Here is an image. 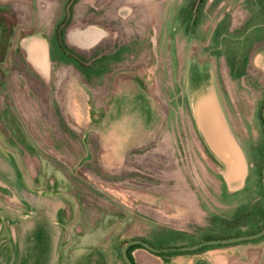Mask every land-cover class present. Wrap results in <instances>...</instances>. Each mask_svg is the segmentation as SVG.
<instances>
[{"label":"rangeland","instance_id":"374dc122","mask_svg":"<svg viewBox=\"0 0 264 264\" xmlns=\"http://www.w3.org/2000/svg\"><path fill=\"white\" fill-rule=\"evenodd\" d=\"M1 1L0 264H56L59 253L58 264H125L123 247L161 227L192 243L261 229L264 0H76L70 26L80 17L109 35L75 50L86 69L52 49L47 83L17 45L38 31L52 41L68 0H28L21 27ZM200 92L239 140L245 180L219 173L202 141L189 103ZM234 246L240 264H264V236L204 250ZM142 252L131 250L134 264H150Z\"/></svg>","mask_w":264,"mask_h":264},{"label":"crops","instance_id":"0c3cea01","mask_svg":"<svg viewBox=\"0 0 264 264\" xmlns=\"http://www.w3.org/2000/svg\"><path fill=\"white\" fill-rule=\"evenodd\" d=\"M26 1V0H22ZM3 4L6 6L7 9L16 12L21 11L18 8V3L16 0H2ZM19 2V1H18ZM21 2V1H20ZM18 4L16 6V4ZM79 3V2H78ZM81 5V4H80ZM76 6V5H75ZM75 6H74V13H75ZM85 14V13H84ZM75 16V14H74ZM84 16V15H83ZM79 18H74L73 25L67 30L65 35L66 43L78 52H85L91 51L100 46L108 37V31L101 26L95 25L86 28H79L78 22ZM76 32L77 37L71 38V35ZM18 48H21L25 53V61L27 64L34 69L41 78L44 79L46 82H51L52 74L54 77V70L52 64V42L49 39L48 35L44 32H36L25 37H22L18 42ZM199 97V98H198ZM212 99V100H211ZM40 100V98H39ZM194 101V109H193V119L196 124L197 131L204 142L206 148L212 153V157L215 161L218 162V166L220 167L219 173H222V169L229 174V177L233 179L237 175H241L243 172V160L241 156V150L237 143L240 145L239 140L234 136V133L230 126L227 123L225 116L221 110L220 104L217 101L216 96H209L207 93H198L194 99H189L190 107L192 108ZM192 105V106H191ZM192 113V109L190 110ZM218 139L222 140L227 144L226 150L220 149L218 143ZM129 144V143H127ZM242 148V147H241ZM245 172V171H244ZM243 172V180H245L246 175ZM222 176V175H221ZM233 176V177H231ZM243 182V181H241ZM232 184V183H231ZM143 212V210H140ZM142 217V216H141ZM140 217V223L134 221V229L138 230V237L142 236V224H143V217ZM152 218V217H151ZM153 219L148 221L152 224ZM158 222V221H157ZM159 223V222H158ZM150 224V229H154L155 225L153 226ZM162 228V227H161ZM158 229V231H154V235L151 240L147 243L150 246L158 249V250H165V249H174V248H182V247H190L198 245L203 240L196 241L192 243L189 240L184 239L183 231L179 230L180 233L172 232L171 228L170 231L173 233L172 239L169 241L168 231H164L162 229ZM174 231L175 228H174ZM179 234V235H177ZM27 240V237H25ZM139 240V239H135ZM147 240V239H146ZM176 240V241H175ZM143 241V240H142ZM61 242V243H60ZM59 243L62 244V241ZM145 242V241H144ZM165 246L164 248H159ZM170 246L171 248H169ZM84 249V248H83ZM202 248L200 250L192 251V252H159V253H151V252H142L138 253L141 258L147 260L150 264H210L208 259L202 258V254L211 253L212 258L215 261L224 262V264H240V253L238 252L239 249L237 247H228L227 252L229 254L223 255V253H217V249H211L208 251ZM243 255V254H242ZM60 253L56 257V264H58V260L60 259ZM138 258V256H136ZM83 264V263H82ZM136 264H139L136 262Z\"/></svg>","mask_w":264,"mask_h":264},{"label":"trees","instance_id":"16d2710c","mask_svg":"<svg viewBox=\"0 0 264 264\" xmlns=\"http://www.w3.org/2000/svg\"><path fill=\"white\" fill-rule=\"evenodd\" d=\"M75 1L76 0H68V2H67V4H66V7H65V15H66V17H65V19L64 20H62V21H60L59 23L57 22L56 23V26H55V29H54V31H53V38H52V47H53V49H55V47H58L59 49H60V51L63 53V54H65V55H67L69 58H71V59H73L74 60V62H76L80 67H82V68H84V69H86V66H84V59L83 58H81V56H79V54L75 51V50H73L72 48H70V46L66 43V40H65V35H66V32H67V29L66 28H69V27H71L70 25H71V20H70V18H71V14H72V10H73V5H74V3H75ZM199 1H201L202 3H201V5L202 4H205L206 3V0H199ZM25 2V1H24ZM16 4V3H15ZM26 4V5H25ZM25 4H20V5H18V4H16V6L18 5V8L17 9H21V11H16V12H13L15 15H16V19H17V22H18V24H19V26L21 27L22 25H23V23L24 22H26V21H24V19H25V16L27 15L28 16V14H29V12H30V10L32 9V6H31V4H30V6H29V2H28V0H27V2L25 3ZM1 5L5 8V9H7L6 8V6L3 4V2L1 1ZM1 9V8H0ZM45 9H46V4L45 3H43L42 2V4L40 3V6H39V8L36 10V14H37V19H36V24L37 23H39V27H40V29H41V25H42V27H43V25L45 26L46 25V18H45V16H44V12H45ZM8 11H9V9H7ZM44 19V20H43ZM31 20V19H30ZM43 31V30H42ZM38 32H41V31H38ZM231 36H235L234 34H231ZM17 49H19L22 53H23V56H24V60H25V53H24V51L21 49V48H18L17 47ZM25 63H26V65H28L27 64V62L25 61ZM29 66V65H28ZM30 67V66H29ZM31 68V67H30ZM34 70V69H33ZM35 71V70H34ZM36 72V71H35ZM37 73V72H36ZM42 80L44 81V79L42 78ZM44 83H47L46 81H44ZM42 87V90H43V86H41ZM40 96V95H39ZM43 96V95H42ZM44 97V96H43ZM46 100V99H45ZM40 101H41V99H40ZM47 101V100H46ZM263 118V117H262ZM263 120H264V118H263ZM261 180H262V169H261ZM262 187H263V181H262ZM263 189H264V187H263ZM248 215H249V213L247 212L246 214H244V217H242V218H246V217H248ZM225 225V224H224ZM223 227V226H222ZM264 229V225L261 227V229L259 230V231H257V232H254V233H249V234H245V235H243V234H237V235H234V236H227V237H221V238H213V237H208L207 239H206V241H209V240H221V239H230V238H235V237H240V236H248V235H253V234H256V233H258V232H260V231H262ZM205 241V242H206ZM207 246H205V247H203V248H206ZM134 248H143V249H146V248H144L143 246H141V245H135V246H132V247H130L129 248V250H128V254H129V257H130V259H131V261L133 262V264H134V261H133V259H132V257H131V255H130V252H131V250H133ZM202 249V248H201ZM147 251H149V252H151V253H154V252H152V251H150V250H148V249H146ZM200 250V249H199ZM178 252V251H177ZM178 253H181V252H178Z\"/></svg>","mask_w":264,"mask_h":264},{"label":"water","instance_id":"95a60500","mask_svg":"<svg viewBox=\"0 0 264 264\" xmlns=\"http://www.w3.org/2000/svg\"><path fill=\"white\" fill-rule=\"evenodd\" d=\"M262 115L264 118V108L262 110ZM262 181H263V187H264V164H263V168H262ZM264 236V229L256 234L253 235H248V236H240V237H235V238H230V239H221V240H209L203 243H200L198 245L195 246H190V247H182V248H174V249H165V250H158L152 246H150L149 244H147L146 242L142 241V240H132L130 242H128L122 249V257L123 260L125 262V264H133V262L131 261L129 254H128V250L130 247L135 246V245H141L144 248L155 252V253H159V252H192V251H196L199 250L205 246H212V245H229V244H235V243H239V242H244V241H250V240H256L259 239L261 237Z\"/></svg>","mask_w":264,"mask_h":264},{"label":"bare ground","instance_id":"6f19581e","mask_svg":"<svg viewBox=\"0 0 264 264\" xmlns=\"http://www.w3.org/2000/svg\"><path fill=\"white\" fill-rule=\"evenodd\" d=\"M216 142L218 143L217 145H219V148L222 150H226L227 148V144L225 143V141L223 142L222 140L218 139V141L216 140Z\"/></svg>","mask_w":264,"mask_h":264},{"label":"flooded vegetation","instance_id":"af4514ba","mask_svg":"<svg viewBox=\"0 0 264 264\" xmlns=\"http://www.w3.org/2000/svg\"><path fill=\"white\" fill-rule=\"evenodd\" d=\"M262 117H263V115H262Z\"/></svg>","mask_w":264,"mask_h":264}]
</instances>
